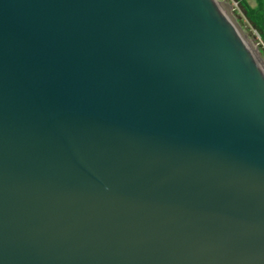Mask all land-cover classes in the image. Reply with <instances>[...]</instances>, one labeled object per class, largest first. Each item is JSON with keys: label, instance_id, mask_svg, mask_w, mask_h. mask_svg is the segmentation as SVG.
Returning <instances> with one entry per match:
<instances>
[{"label": "water", "instance_id": "1", "mask_svg": "<svg viewBox=\"0 0 264 264\" xmlns=\"http://www.w3.org/2000/svg\"><path fill=\"white\" fill-rule=\"evenodd\" d=\"M0 264H264V75L213 0H0Z\"/></svg>", "mask_w": 264, "mask_h": 264}, {"label": "rangeland", "instance_id": "2", "mask_svg": "<svg viewBox=\"0 0 264 264\" xmlns=\"http://www.w3.org/2000/svg\"><path fill=\"white\" fill-rule=\"evenodd\" d=\"M218 3L226 4L224 12L228 14L234 26L241 33V38L249 45L252 54L255 55L258 65L264 70V45L260 42L255 28L252 27L248 19L243 14V10L235 0H214ZM249 6L254 5V0H247ZM254 51V52H253Z\"/></svg>", "mask_w": 264, "mask_h": 264}, {"label": "trees", "instance_id": "3", "mask_svg": "<svg viewBox=\"0 0 264 264\" xmlns=\"http://www.w3.org/2000/svg\"><path fill=\"white\" fill-rule=\"evenodd\" d=\"M243 10L253 28L256 29L260 42L264 45V0H254V5H248L247 0H235Z\"/></svg>", "mask_w": 264, "mask_h": 264}, {"label": "bare ground", "instance_id": "4", "mask_svg": "<svg viewBox=\"0 0 264 264\" xmlns=\"http://www.w3.org/2000/svg\"><path fill=\"white\" fill-rule=\"evenodd\" d=\"M213 1H214V0H213ZM214 2H215V4H216V6H217L219 12L221 13V15H223L224 18H226V20L228 21V23L231 25L232 29H234L235 32L237 33V35H238L239 39L241 40V42L244 43V46L246 47V49H247L249 55L253 58V60L256 62L257 66L259 67V69L262 71V73H263V75H264V70H263V68H260V66L258 65L257 59H256L255 55L252 54L251 50L249 49V45H248V43H247V42L245 43V40H243V39L241 38V33L238 32V29L234 26V24L232 23L230 17L228 16V14H226V12H224L225 8L227 7L226 4H224V3H218V2H216V1H214ZM253 52H254V51H253Z\"/></svg>", "mask_w": 264, "mask_h": 264}]
</instances>
